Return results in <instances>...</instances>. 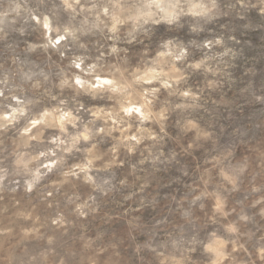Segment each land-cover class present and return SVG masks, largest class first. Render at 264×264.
<instances>
[{
  "label": "rangeland",
  "instance_id": "1",
  "mask_svg": "<svg viewBox=\"0 0 264 264\" xmlns=\"http://www.w3.org/2000/svg\"><path fill=\"white\" fill-rule=\"evenodd\" d=\"M0 264H264V0H0Z\"/></svg>",
  "mask_w": 264,
  "mask_h": 264
}]
</instances>
